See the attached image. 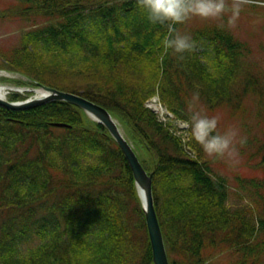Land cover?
Here are the masks:
<instances>
[{
	"label": "trees",
	"instance_id": "obj_1",
	"mask_svg": "<svg viewBox=\"0 0 264 264\" xmlns=\"http://www.w3.org/2000/svg\"><path fill=\"white\" fill-rule=\"evenodd\" d=\"M12 16L29 28L0 48V68L21 74L20 85L82 94L120 120L154 171L171 264H264V141L252 153L260 156L252 168L263 175L229 178L194 140L191 156L145 106L158 86L189 121L193 110L243 114L249 96L264 108V66L247 62L246 43L225 24L186 19L173 35L191 37L193 48L165 51L168 24L150 23L137 0H12L0 18ZM217 130L224 133L219 120ZM0 264H154L129 162L81 107L63 100L0 106Z\"/></svg>",
	"mask_w": 264,
	"mask_h": 264
},
{
	"label": "rangeland",
	"instance_id": "obj_2",
	"mask_svg": "<svg viewBox=\"0 0 264 264\" xmlns=\"http://www.w3.org/2000/svg\"><path fill=\"white\" fill-rule=\"evenodd\" d=\"M10 3H12V0H0V11H3ZM234 9L236 10L235 15L233 14ZM187 23L194 26H201L207 23L225 24L237 38L247 44L248 50L245 54L247 62H258L264 66V0H225V11L221 15L209 18L191 15L187 19ZM27 28H29L28 22L19 16L0 18V48L7 49L19 43L22 32ZM204 48L205 46L202 45L200 50L202 51ZM16 76L19 75L0 71V86L11 85L6 81L11 82L10 79H14ZM29 96L30 95L27 97ZM243 111L246 112L233 115L229 109L221 107L208 115L204 113L202 109L203 114L219 118L218 120L220 121V129L222 132L228 130H235L237 132V137L233 141L231 155L208 156L203 152L205 158L213 160V169L216 172L225 171V173L229 174V178L234 176L233 172L248 177L254 173H257L258 176L263 175L261 170L255 172L252 168V164L260 158V156H256L255 160V156L252 157V153L257 142L261 140L264 141V108L258 104L255 96H249L241 112ZM243 120L247 125L243 124ZM188 122L190 123L189 120ZM181 136L183 140H187L189 145L192 146L191 142L193 140L190 135V126H187V128L182 131ZM240 137H246V142L242 145L239 143ZM192 148L197 152L193 146ZM142 153L143 152H140L141 155ZM195 156H197V154H195ZM226 165L230 166L228 169H231L232 172L227 170ZM250 198L251 192H249L245 199L247 200Z\"/></svg>",
	"mask_w": 264,
	"mask_h": 264
},
{
	"label": "water",
	"instance_id": "obj_3",
	"mask_svg": "<svg viewBox=\"0 0 264 264\" xmlns=\"http://www.w3.org/2000/svg\"><path fill=\"white\" fill-rule=\"evenodd\" d=\"M3 87L16 88V86L12 84L6 86L3 85ZM22 90L32 91L35 94L34 96L22 101L9 100L0 95V106L11 110H25L51 100H64L81 107L90 116L97 119L106 126L110 134L118 143L119 147L122 149L133 171L146 216L152 246L153 262L154 264H170L163 231L154 202V171H148L144 167L136 150L125 137L122 126L118 119L106 107L81 94L60 90L43 84H39L38 86L34 87L23 86ZM56 125L66 126L67 124L64 122H58Z\"/></svg>",
	"mask_w": 264,
	"mask_h": 264
},
{
	"label": "clouds",
	"instance_id": "obj_4",
	"mask_svg": "<svg viewBox=\"0 0 264 264\" xmlns=\"http://www.w3.org/2000/svg\"><path fill=\"white\" fill-rule=\"evenodd\" d=\"M137 6L146 12L150 23L168 24L169 35L161 41L165 51L172 49L177 54H183L193 48V42L189 36L173 35V26L183 23L191 15L217 17L225 11V0H137ZM233 14H236L235 9ZM218 119L196 110L192 111L190 117L191 139L208 156L231 155L233 141L237 137L235 130L219 133ZM245 142L246 137H240L239 143L242 145Z\"/></svg>",
	"mask_w": 264,
	"mask_h": 264
},
{
	"label": "bare ground",
	"instance_id": "obj_5",
	"mask_svg": "<svg viewBox=\"0 0 264 264\" xmlns=\"http://www.w3.org/2000/svg\"><path fill=\"white\" fill-rule=\"evenodd\" d=\"M4 89L5 88L3 86H0V95L1 96L5 95V90ZM123 133H124L125 137L129 140V142L132 144L133 148L135 149L131 136L127 133V131H125V129H123Z\"/></svg>",
	"mask_w": 264,
	"mask_h": 264
},
{
	"label": "built area",
	"instance_id": "obj_6",
	"mask_svg": "<svg viewBox=\"0 0 264 264\" xmlns=\"http://www.w3.org/2000/svg\"><path fill=\"white\" fill-rule=\"evenodd\" d=\"M155 106L157 107V110L160 113V117L161 118H166V116L164 115V109L162 108V105L157 103V104H155ZM177 133H180V131H177Z\"/></svg>",
	"mask_w": 264,
	"mask_h": 264
}]
</instances>
